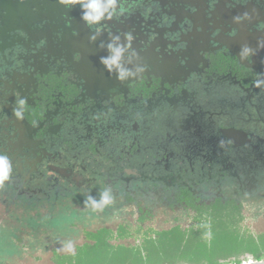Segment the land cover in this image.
Wrapping results in <instances>:
<instances>
[{
	"label": "flooded vegetation",
	"instance_id": "1",
	"mask_svg": "<svg viewBox=\"0 0 264 264\" xmlns=\"http://www.w3.org/2000/svg\"><path fill=\"white\" fill-rule=\"evenodd\" d=\"M122 2L124 16L88 27L78 5L0 0V153L12 164L0 195L11 212L41 207L49 219L8 237L20 253L48 255L65 240L75 249L100 228L133 242L137 224L176 210L172 222L188 220L186 200L245 208L264 198V0ZM129 32V76L118 80L99 63L101 45ZM244 48L255 54L241 58ZM106 188L112 205L58 230L64 206L88 209Z\"/></svg>",
	"mask_w": 264,
	"mask_h": 264
},
{
	"label": "trees",
	"instance_id": "2",
	"mask_svg": "<svg viewBox=\"0 0 264 264\" xmlns=\"http://www.w3.org/2000/svg\"><path fill=\"white\" fill-rule=\"evenodd\" d=\"M64 207L62 216L67 225L56 228L60 232L69 230L68 217L83 219L85 212L93 211L90 208L73 209L69 205ZM184 207L180 212L182 219L188 217L185 223L145 228L137 224L132 229L135 240L122 243L109 242L114 238L112 229L100 228L93 237L87 231V238H93V242L84 240L68 253L54 246L49 252L52 256L48 258L53 264H230L240 262L245 253L264 256V229L251 225L248 219L257 214L253 216L240 203L217 200L212 205L200 207L194 201L186 200ZM67 209L70 211L66 212ZM205 222L210 228L197 227ZM70 229L78 233L73 227ZM126 230L122 225L118 226L119 235ZM16 246L10 252H4V247L0 246V263L20 254L21 249Z\"/></svg>",
	"mask_w": 264,
	"mask_h": 264
},
{
	"label": "clouds",
	"instance_id": "3",
	"mask_svg": "<svg viewBox=\"0 0 264 264\" xmlns=\"http://www.w3.org/2000/svg\"><path fill=\"white\" fill-rule=\"evenodd\" d=\"M59 2L65 6L78 5L80 10V20L85 26L92 27L100 25L102 22L119 18L128 13V9L123 6L122 0H59ZM237 20L240 17H236ZM125 43L121 44L120 35L112 36L109 39L107 45H101L106 47L108 55L101 56L99 63L103 66L104 70L109 74L115 72L118 80H124L129 76V71L121 63L125 56V52L131 46V41L134 39L132 34H124ZM91 40L96 39V35H93ZM253 50L244 48L241 54V58L245 55H254ZM264 85V81H256V86L261 87ZM13 108V115L16 119L23 118V110L26 104L24 99H17ZM12 173V164L9 156L6 153H0V188L4 187L6 182L10 180ZM113 196L111 189L106 188L101 194L99 199H95L91 195H88L84 200L86 208H90L93 211L102 212L105 208L112 205ZM197 227L208 229L210 224L205 222L197 225ZM62 249L67 252L74 250V242L72 240H65L62 242ZM241 264H264V256L257 257L252 253H245L241 258Z\"/></svg>",
	"mask_w": 264,
	"mask_h": 264
},
{
	"label": "rangeland",
	"instance_id": "4",
	"mask_svg": "<svg viewBox=\"0 0 264 264\" xmlns=\"http://www.w3.org/2000/svg\"><path fill=\"white\" fill-rule=\"evenodd\" d=\"M1 196V195H0ZM4 200V197L1 196L0 198V236L5 233L7 235V242H4L0 244V246H3L4 252L6 251H11L14 250L16 244H11L9 240V236L15 235L17 232H22V229H30L31 231L36 230V229H41L43 228L44 225L47 224V217L44 214H40V208L38 207H25L26 211L20 212L19 209L13 208L12 212L9 211V206L7 208V204L9 203L7 200L5 203L1 200ZM264 198L261 200H258L254 202V199L251 200L248 204V202H245V208H247L250 212H252L253 216L257 214L254 217H250L248 221L251 223V225L257 229H264ZM248 206V207H247ZM7 208V209H6ZM14 211V212H13ZM256 211H258L260 214H258ZM175 213L179 214V211L176 210V212H172L170 214L165 215L167 219L162 218L161 220L156 221L157 226L161 225H170L171 223H175V221H171V216H175ZM12 214V216H10ZM160 218V217H159ZM8 221V222H7ZM32 221V222H30ZM73 222L75 224H82L85 225V221L81 217H76V218H70V223ZM186 220L183 221L185 223ZM33 225H32V224ZM37 225V226H35ZM40 231V230H39ZM38 231V232H39ZM14 237V236H13ZM12 238V237H11ZM127 242V241H126ZM129 242V241H128ZM10 248V249H8ZM58 249H61L62 246L60 247L59 245L57 246ZM1 249V248H0ZM63 252L64 250L61 249ZM49 251V250H48ZM50 253L48 252V255H43L40 256V250L37 245L35 249H32L30 246L27 247L26 249H23L20 254H17V256L11 257L9 260H5L3 263L0 264H52L48 256L50 257ZM38 257V258H37Z\"/></svg>",
	"mask_w": 264,
	"mask_h": 264
},
{
	"label": "water",
	"instance_id": "5",
	"mask_svg": "<svg viewBox=\"0 0 264 264\" xmlns=\"http://www.w3.org/2000/svg\"><path fill=\"white\" fill-rule=\"evenodd\" d=\"M97 48V47H96ZM101 49V47H99ZM230 264H241V261L238 262V263H230Z\"/></svg>",
	"mask_w": 264,
	"mask_h": 264
}]
</instances>
